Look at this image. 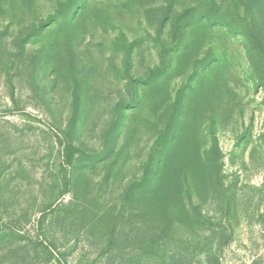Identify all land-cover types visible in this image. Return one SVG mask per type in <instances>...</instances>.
<instances>
[{
    "label": "rangeland",
    "instance_id": "rangeland-1",
    "mask_svg": "<svg viewBox=\"0 0 264 264\" xmlns=\"http://www.w3.org/2000/svg\"><path fill=\"white\" fill-rule=\"evenodd\" d=\"M0 264H264V0H0Z\"/></svg>",
    "mask_w": 264,
    "mask_h": 264
}]
</instances>
